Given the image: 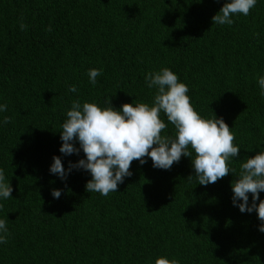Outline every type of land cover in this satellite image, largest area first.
Masks as SVG:
<instances>
[{"label": "trees", "instance_id": "trees-1", "mask_svg": "<svg viewBox=\"0 0 264 264\" xmlns=\"http://www.w3.org/2000/svg\"><path fill=\"white\" fill-rule=\"evenodd\" d=\"M225 2L0 0V104L7 105L0 169L13 189L11 198H0L10 233L0 264H154L157 256L179 264H264L261 221L255 210L242 213L233 204L231 187L240 164L264 151L257 82L264 76V0L231 25L213 23ZM163 67L187 84L201 116L223 118L231 128L240 147L229 161L234 173L205 186L190 157L169 170L145 157L103 196L85 190L86 170L73 169L65 180L49 171L54 155L66 170L84 158L82 149L59 151L74 100L104 107L109 96L117 109L151 103L156 89L145 76ZM91 68L102 69L95 86ZM6 116L11 123H3ZM161 119L168 125L162 134L174 135L165 114Z\"/></svg>", "mask_w": 264, "mask_h": 264}, {"label": "clouds", "instance_id": "clouds-1", "mask_svg": "<svg viewBox=\"0 0 264 264\" xmlns=\"http://www.w3.org/2000/svg\"><path fill=\"white\" fill-rule=\"evenodd\" d=\"M256 3L257 0H227L212 16V22L231 25L234 15L247 16ZM26 27L21 22V30ZM47 30L51 31V27ZM101 74L102 69L88 70L93 86ZM145 81L147 87L156 89L151 103H123L117 109L112 106L109 96L104 98V107L95 102L74 100L62 123L59 151L64 155H79L82 149L84 158L76 163L70 161L66 170L61 158L54 155L49 171L65 180L73 169L86 170L91 179L86 182L85 190L103 196L117 191L124 178L132 175V162L135 160L144 164L145 157L151 158L153 167L164 170H169L182 156L190 157L198 183L205 186L216 183L229 172L234 173L229 161L239 156L240 147L234 143L235 134L223 118L201 116L187 95V84L181 82L168 67L147 73ZM257 82L261 95H264V76L257 77ZM69 90L77 91L75 86H69ZM6 111L7 105L0 104V112ZM161 113L174 126V135L162 134L168 125L161 119ZM11 122V117H4V124ZM75 141L79 142V148L75 146ZM235 176L236 179L231 182L233 204L242 213L255 210L261 221L259 231L264 232V199L259 197V193L264 191V151L247 157ZM12 191L9 179L0 169V198H11ZM52 195L59 198L61 191L53 189ZM237 200L240 203L237 204ZM9 235L6 219H0V244L7 243ZM154 264H179V261L157 256Z\"/></svg>", "mask_w": 264, "mask_h": 264}]
</instances>
